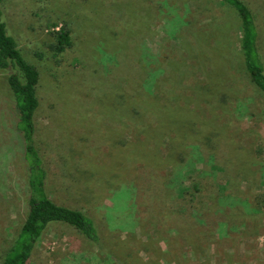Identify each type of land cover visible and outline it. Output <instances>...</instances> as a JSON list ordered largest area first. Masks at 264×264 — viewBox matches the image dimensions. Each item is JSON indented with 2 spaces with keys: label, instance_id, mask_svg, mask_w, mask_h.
<instances>
[{
  "label": "rangeland",
  "instance_id": "obj_1",
  "mask_svg": "<svg viewBox=\"0 0 264 264\" xmlns=\"http://www.w3.org/2000/svg\"><path fill=\"white\" fill-rule=\"evenodd\" d=\"M241 1L255 16L264 65V0ZM1 12L6 34L39 73L47 195L91 218L100 239L96 246L50 224L27 264H264V94L244 68L230 7L222 0H2ZM60 27L71 47L56 57L48 45ZM6 76L0 70V264L26 211ZM110 89L180 113L162 124L146 113V132L136 134L135 124L104 115ZM158 128L144 156L136 140ZM190 129L194 139L182 136ZM197 171L194 207L179 213L185 178Z\"/></svg>",
  "mask_w": 264,
  "mask_h": 264
},
{
  "label": "trees",
  "instance_id": "obj_2",
  "mask_svg": "<svg viewBox=\"0 0 264 264\" xmlns=\"http://www.w3.org/2000/svg\"><path fill=\"white\" fill-rule=\"evenodd\" d=\"M222 2L230 7L239 19L241 32L239 47L243 65L250 82L264 94V65L257 45L258 30L255 16L241 0ZM1 4L2 0H0V70L7 72L6 83L13 97V128L21 141L20 156L25 168L26 191L25 216L11 247L4 253L1 264H27L39 236L50 224L71 227L96 246L100 244V239L91 218L77 209L58 204L47 195L51 169L43 152L36 121L39 109L37 97L39 73L22 57L15 40L6 34L5 24L1 18ZM50 34L52 42L48 49L53 56L58 57L71 47V36L65 27L53 30ZM105 92L106 90L100 92V98H103ZM108 92L110 97L105 101L107 107L104 108L106 110L104 115L114 117L116 124L123 120L135 124L138 128L135 130L136 134L146 132L147 126L141 121L146 113L151 114L154 119H159L160 124L163 123V119L180 113L177 105L165 108L158 106L156 102L129 101L128 96L121 91L110 89ZM185 114L181 111L179 117H176L178 121L184 118ZM190 130L191 134L185 132L182 136L194 139V129ZM160 131L158 128L151 132L150 137L141 141L136 140L134 147L144 151L143 154L146 156L147 144L150 141L157 143ZM199 175L200 172L197 171L185 178L188 188L180 199L179 213L194 207V193L201 188L200 183H197Z\"/></svg>",
  "mask_w": 264,
  "mask_h": 264
}]
</instances>
